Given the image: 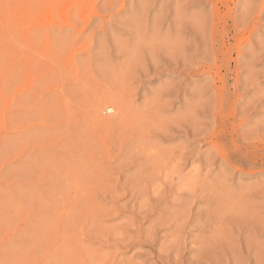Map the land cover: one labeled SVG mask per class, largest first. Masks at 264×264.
<instances>
[{"label":"rangeland","instance_id":"374dc122","mask_svg":"<svg viewBox=\"0 0 264 264\" xmlns=\"http://www.w3.org/2000/svg\"><path fill=\"white\" fill-rule=\"evenodd\" d=\"M0 264H264V0H0Z\"/></svg>","mask_w":264,"mask_h":264}]
</instances>
